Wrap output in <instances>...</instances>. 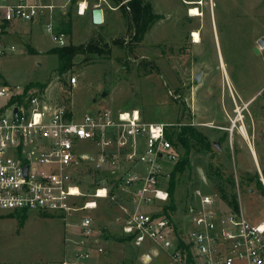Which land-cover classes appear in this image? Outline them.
Returning <instances> with one entry per match:
<instances>
[{"label":"rangeland","instance_id":"rangeland-1","mask_svg":"<svg viewBox=\"0 0 264 264\" xmlns=\"http://www.w3.org/2000/svg\"><path fill=\"white\" fill-rule=\"evenodd\" d=\"M150 1L154 12L161 17L142 41L132 39L134 29L128 8L121 0L100 2L105 11L111 12L100 25L92 23L89 13L78 15L76 2L68 3L65 12L55 9L52 18L45 14L37 21L16 22L8 35L9 43H14L16 48L0 57V79L10 85L29 86L31 93L68 104L77 113L105 107L116 115L138 109L147 122L191 123L219 144V148L215 146L210 152L201 146L193 147L191 168L176 176L173 197L176 210L164 213L167 216L171 213L175 233L184 242H188L189 213L198 204L196 190L217 194L220 204L229 206L218 189L221 181L217 171L224 175V180L227 176L234 178V186L224 183L228 192L236 194L247 219L253 223L264 221V166L261 163V173L254 166V158L240 132L241 119L233 133L229 129L237 115V104L243 108L247 127L250 123L249 132L256 133V141L261 142L257 132L262 129L264 118L256 111L264 104V87L261 88L264 86V46L259 43L264 38V0ZM97 2L89 0L90 7ZM191 6H196L201 15H191ZM51 20L55 29L65 34L67 45L94 41L105 51L79 54L74 66L58 75L59 58L51 52L58 43L44 24ZM194 31L200 34L199 43L194 41ZM74 76L77 81L73 84ZM249 113L256 121L247 120ZM176 149L180 159L184 148L177 144ZM96 153L91 147L90 154ZM175 163L169 164L168 173L162 179L168 190ZM119 171L123 172L122 168L98 170L94 160L84 163L76 172V179L85 196L78 198L76 204L92 199L89 195L104 181L112 182ZM135 190V187L112 186L116 200L99 199L96 209L73 212L69 215L68 221L73 223L70 226L55 214L0 210V214L29 215L30 218L24 227L14 220L0 219V260L45 262L63 257L65 245L69 249L71 242L80 237L76 224L83 216L100 218L104 221H99L101 225L109 223L117 231L113 221L121 213L120 204L134 207ZM169 203L170 199L143 208L161 212ZM65 230H69L67 234ZM76 231L77 237L72 235ZM187 247L190 252V245ZM169 256L150 241L140 246L127 242V257L119 258L118 262L171 264Z\"/></svg>","mask_w":264,"mask_h":264},{"label":"built area","instance_id":"built-area-1","mask_svg":"<svg viewBox=\"0 0 264 264\" xmlns=\"http://www.w3.org/2000/svg\"><path fill=\"white\" fill-rule=\"evenodd\" d=\"M61 1L0 0V57L16 48L8 41L16 22L37 21L45 14L52 18L55 9L65 12L73 2ZM101 1L107 2L99 0L95 6H102ZM75 2L78 15L91 9L89 0ZM44 24L58 46L67 45L65 34L55 29L53 20ZM76 81L72 77L71 82ZM239 110L243 108L236 104L231 133L241 119ZM183 124L147 122L138 109L116 115L105 107L77 113L68 104L49 101L22 85L0 79V210L55 214L70 226L73 212L96 209L99 199L116 200L112 186L135 187L134 207L120 204L121 213L115 219L122 234L135 245L150 241L157 250L170 253L171 264H264V221L251 222L242 210L235 212L220 204L217 194L196 190L198 204L189 213L187 243L175 233L164 210L143 208L170 199L162 179L169 164L178 161L179 153L167 131ZM239 127L242 131V125ZM91 147L97 150L94 156ZM90 160L98 170L116 167L123 172L98 186L89 195L92 199L77 205L75 201L85 193L76 172ZM76 227L80 229V237L74 241L77 249L59 264H90L94 243L98 253L104 252L95 217L83 216Z\"/></svg>","mask_w":264,"mask_h":264},{"label":"trees","instance_id":"trees-1","mask_svg":"<svg viewBox=\"0 0 264 264\" xmlns=\"http://www.w3.org/2000/svg\"><path fill=\"white\" fill-rule=\"evenodd\" d=\"M76 0H73L75 2ZM117 1V0H115ZM120 2V0H118ZM102 7V6H101ZM128 12L130 15L131 23L134 29L132 39L134 41H142L146 35V33L151 29V27L155 24V22L161 17L159 14L154 12L152 2L150 0H128L127 5ZM108 49H106L107 51ZM105 51V49L95 43L94 41H90L86 44L81 45H65L58 46L51 49L52 53L57 54L59 58V65L57 68L58 75L64 74L75 64V58L79 54H87V53H101ZM29 86L26 87V91ZM168 138L174 143L176 146L180 144L184 148V153L182 157L176 162L171 170L170 176V187H169V195H170V203L164 206V211L174 212L176 210V205L174 203V189L176 186V176L178 173H183L186 169L191 168L190 166V154L192 148L197 146H201L203 149L207 151H213L215 147V142L212 141L206 134L197 130L191 123L184 122L182 126L172 127L167 131ZM217 175L219 177L218 189L222 194V199L226 201L229 207L233 211H239L240 207L238 204L237 196L234 192H228L227 186L224 183L226 181L231 186L235 185V180L231 176H227L226 180H224V175H221L219 171H217ZM252 180V179H251ZM260 185L263 187L261 180H258ZM264 189V187H263ZM23 211V210H20ZM171 213L168 217H172ZM26 217H19L20 223L24 222ZM190 264V261H189Z\"/></svg>","mask_w":264,"mask_h":264},{"label":"crops","instance_id":"crops-1","mask_svg":"<svg viewBox=\"0 0 264 264\" xmlns=\"http://www.w3.org/2000/svg\"><path fill=\"white\" fill-rule=\"evenodd\" d=\"M127 1L128 0H121V4L126 6ZM103 11H104V20H105L111 15V12H109L108 10L105 11L104 9H103ZM88 13H89L90 19L92 21L91 9L85 14V16ZM263 87L264 86H261V88H263ZM256 112H257V115L259 117L264 118V104L262 106H259V108ZM249 117H251V113H249L247 120L252 119L253 122L256 121L255 117H251V118H249ZM239 121H240V119H239ZM240 123H241L242 127H244V126L246 127V128L244 127L247 130L246 134H244L243 131H241V130H240V132H241V135L243 136V139L245 140V142L247 143V145L249 147V151L251 152V154L254 158V160H253L254 164H255L254 166H256V169L259 170L261 173V163L264 166V164H263L264 163V124L262 125V129L258 130V132H257L258 136L260 137V141H261L259 143V141L257 142L255 139L256 133L252 135L249 132L248 127L250 126V123L248 122L249 126L247 127L246 120L243 118V116L241 118ZM246 136H247V138H246ZM262 177H263L262 180L264 181V176H262ZM240 210H242V208H240ZM95 218H96V224H98L99 228H101V233L99 234V238H100L99 244H101L104 247V252L98 253L94 249L97 246L94 243L93 244L94 252H93V255L90 259V264H120L118 262V259L121 258L123 260V258L127 257V242L133 244L134 246H135V244L132 241H130L125 235L122 234V232L120 231L118 226H117V231H115V230H113L111 224L106 223V224L101 225L99 223V221L101 223H103L104 221H102L100 218H97V217H95ZM0 219H11V220L16 221V223L20 227H24L30 218L28 215L24 219V222L22 224L20 223L18 215L0 214ZM113 222L115 224V221H113ZM254 223H256V222H254ZM68 231L65 230V234H67ZM71 232L73 233V231H71ZM78 233L79 232L76 231V233H74L72 235H75V237H77ZM64 240H65L64 242L66 243L67 242L66 240H68L67 235L64 236ZM75 240H77V239H75ZM75 240H73L71 242L72 246H70L69 249L65 245L63 257H61L59 259H52L53 261L50 260V261L40 262V261H31V260H29V261L28 260H24V261L17 260V261H10V262L9 261L8 262H2L0 260V264H59V262L62 261L67 255L72 254L73 251H75L77 249V246L74 244ZM1 250L3 251V249H1ZM166 253L168 254V256L170 255V253L168 251H166ZM147 256H149V255H147ZM169 259H170V256H169ZM121 264H125V263L122 262Z\"/></svg>","mask_w":264,"mask_h":264},{"label":"water","instance_id":"water-1","mask_svg":"<svg viewBox=\"0 0 264 264\" xmlns=\"http://www.w3.org/2000/svg\"><path fill=\"white\" fill-rule=\"evenodd\" d=\"M91 16H92V22L95 25H100L103 23L104 21V11L103 8L101 6H94L93 8H91ZM259 43L261 44V46H264V38H261ZM196 79L199 81L200 78V74L196 76ZM15 111H17V108L15 109ZM215 146L217 148H219V144L215 143Z\"/></svg>","mask_w":264,"mask_h":264},{"label":"bare ground","instance_id":"bare-ground-1","mask_svg":"<svg viewBox=\"0 0 264 264\" xmlns=\"http://www.w3.org/2000/svg\"><path fill=\"white\" fill-rule=\"evenodd\" d=\"M190 14L191 15H201V13H200V10L196 7V6H191L190 7ZM193 37H194V41L196 42V43H199L200 41H201V38H200V34H199V32L198 31H194V33H193ZM222 64H223V66L225 65L224 64V62H222ZM241 110V109H240ZM239 110V111H240ZM239 118H242V112L240 111V114H239ZM245 127V126H244ZM244 127H242V131H243V133L244 134H246V127L244 128ZM241 130V129H240ZM246 138H247V136H246Z\"/></svg>","mask_w":264,"mask_h":264}]
</instances>
